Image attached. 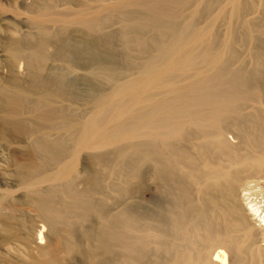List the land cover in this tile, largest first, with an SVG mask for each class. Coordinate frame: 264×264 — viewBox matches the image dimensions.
Masks as SVG:
<instances>
[{
	"label": "bare ground",
	"instance_id": "bare-ground-1",
	"mask_svg": "<svg viewBox=\"0 0 264 264\" xmlns=\"http://www.w3.org/2000/svg\"><path fill=\"white\" fill-rule=\"evenodd\" d=\"M30 12L33 32L0 41L17 187L0 192L2 262L264 264L247 197L264 179V0Z\"/></svg>",
	"mask_w": 264,
	"mask_h": 264
},
{
	"label": "rangeland",
	"instance_id": "rangeland-1",
	"mask_svg": "<svg viewBox=\"0 0 264 264\" xmlns=\"http://www.w3.org/2000/svg\"><path fill=\"white\" fill-rule=\"evenodd\" d=\"M32 2L33 0H0V41L2 37H5L6 32L8 33V30H12L18 34H28L29 32H33V29L30 25L31 23L29 22L30 18L32 17L30 12ZM2 16L5 17V20H2ZM3 54L4 52L0 46V83L4 80L2 76H6V74H8V72L5 71L6 68L3 64ZM20 70L21 72L19 74H22L25 71L23 66H21ZM1 129L2 124L0 122V134ZM0 145L5 146L0 152V192L15 190L17 187L11 185V183H9L10 181H4L1 178V173L7 172V170H10L11 168L6 162H9L13 156L14 145L11 144L9 147H7L6 145L9 144L1 140ZM249 187L250 189H247V192H249L247 197H250L249 201L252 200L254 204H257V206L262 207L261 209H264V179H260L258 183L251 182ZM150 188L151 187H148L143 196L144 200L146 201L150 200L152 196V190ZM1 248L2 243H0V253L3 252L1 251ZM12 260L13 261L11 264H22V262L18 261L17 258H12ZM0 264H4L1 259Z\"/></svg>",
	"mask_w": 264,
	"mask_h": 264
}]
</instances>
